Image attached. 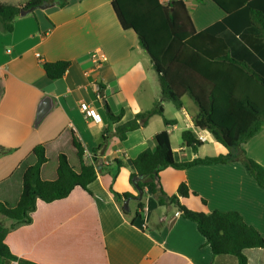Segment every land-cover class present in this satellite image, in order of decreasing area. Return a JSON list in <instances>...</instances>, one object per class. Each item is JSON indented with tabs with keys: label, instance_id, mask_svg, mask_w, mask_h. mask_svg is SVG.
<instances>
[{
	"label": "crops",
	"instance_id": "0c3cea01",
	"mask_svg": "<svg viewBox=\"0 0 264 264\" xmlns=\"http://www.w3.org/2000/svg\"><path fill=\"white\" fill-rule=\"evenodd\" d=\"M25 1L0 0L5 5ZM171 1L160 0L164 4ZM182 1L196 32L226 17L210 0ZM221 36L232 53L245 49L239 34L227 30ZM137 39L132 31L122 30L111 0H69L62 8L50 5L19 15L12 33L0 30V147L9 151L0 155V203L14 206L19 200L22 174L34 163L35 146L43 144L48 159L41 167V179H56L59 154H65L72 169L78 171L72 131L89 158L107 125L105 106L113 115L122 113L121 121L113 125L116 127L149 110L159 99L157 76ZM96 49L108 60L100 68L91 59ZM57 61H68L69 66L61 79L51 81L41 64ZM259 61H264V49L250 59L255 71L264 72ZM47 95L53 107L35 127L36 109ZM182 102V109H176L170 118L165 115L168 102L163 103V115L175 120L174 125L166 126L160 117H152L145 127L127 133L124 141L109 139L100 161L108 166L117 160L122 166L113 181L108 172H100L89 185L92 196L75 189L63 200L36 202L31 223L9 230L5 243L10 252L38 264H237L232 256H212L196 225L172 207L158 206L153 196L144 199L142 216L135 218L136 210L133 216H124L109 192L112 185L118 193L137 195L128 183L130 161L141 151L154 149V136L162 130L168 133L174 162L213 156L203 155L202 147L196 154L182 144L173 147L171 135L178 132L181 140L185 130L194 139L201 134L202 142L216 143L210 133L194 128L192 119L198 108L191 99L183 96ZM85 105L91 108L87 120L80 112ZM241 148L264 166V128ZM225 152L223 148L219 154ZM159 178L168 196L184 183L191 193L187 204L193 211H235L264 238V190L237 162L165 168ZM148 192L146 189L144 195ZM0 225L8 228L12 221L0 216ZM245 255L247 264H264V249H250Z\"/></svg>",
	"mask_w": 264,
	"mask_h": 264
},
{
	"label": "trees",
	"instance_id": "16d2710c",
	"mask_svg": "<svg viewBox=\"0 0 264 264\" xmlns=\"http://www.w3.org/2000/svg\"><path fill=\"white\" fill-rule=\"evenodd\" d=\"M69 0H26L23 5H5L0 2V30L13 31V22L21 10L39 9L50 5L64 7ZM226 17L219 23L196 32L190 13L182 0L162 3L160 0H111L116 19L123 31H132L139 46L150 60L157 76L159 99L147 111H142L125 123L117 124L122 113L113 115L106 110L107 125L92 156L87 158L85 148L71 132V144L76 152L78 171L72 169L65 154L57 156L56 179H41V167L48 162L45 146L39 144L32 150L34 163L28 166L21 178L19 200L14 206L0 203V216L12 221L5 228L0 225V264H37L13 255L5 238L15 225H29L36 202L53 203L63 200L75 189L92 196L89 185L100 172H108L112 180L118 176L121 163L113 160L108 166L100 158L104 155L111 137L124 141L127 133L145 127L152 117H160L166 126L175 120L163 115V103L182 109V97L187 96L198 108L192 119L194 128L208 132L225 153L216 157L194 158L177 163L173 160L169 136L162 130L154 136V149L141 151L130 161L128 183L137 192L148 189L158 206L172 207L179 215L193 223L198 233L209 245L212 256H232L237 264H247L246 251L264 249V238L258 230L248 225L235 211L209 213L195 212L187 199L191 193L180 183L176 193L168 196L160 186L159 173L163 169L183 170L198 165H224L237 162L264 190V166L254 161L241 145L264 128V76L250 65V59L264 49V0H210ZM229 30L239 34L244 50L232 53L228 41L221 36ZM68 61L43 62L41 67L51 81L61 79L68 69ZM101 89L99 88V93ZM1 94V91H0ZM181 144L196 154L202 143L192 137L189 130L180 135ZM0 147V155L7 154ZM113 195L124 216L122 204L132 194L118 193L112 185ZM144 197L136 204L135 218L141 217ZM135 220V219H134ZM131 221V223L134 222Z\"/></svg>",
	"mask_w": 264,
	"mask_h": 264
},
{
	"label": "rangeland",
	"instance_id": "374dc122",
	"mask_svg": "<svg viewBox=\"0 0 264 264\" xmlns=\"http://www.w3.org/2000/svg\"><path fill=\"white\" fill-rule=\"evenodd\" d=\"M12 1H14V0H12ZM259 58H261V57H259ZM259 63L262 65V67H264V61H259ZM260 73L262 74V76H264V72H262L260 70ZM175 111H177L176 108L172 104L168 103L167 111H166L165 115H167V118H170V116H171L170 114L174 113ZM178 135H179L178 132H175L171 135V142H172L173 147H179L181 144V140H180ZM201 147L203 148L202 149L203 155H213V156L219 155V152H221L223 149V147L220 144H216L214 142H212V143L211 142L210 143L209 142H202ZM72 164H75V162L73 163V161H72ZM149 196H150L149 192L146 195H144V193H143L142 199H143V197L145 199ZM135 204H137L135 201L129 202V204H127V207L129 209L128 215L133 216V214L136 210Z\"/></svg>",
	"mask_w": 264,
	"mask_h": 264
},
{
	"label": "water",
	"instance_id": "95a60500",
	"mask_svg": "<svg viewBox=\"0 0 264 264\" xmlns=\"http://www.w3.org/2000/svg\"><path fill=\"white\" fill-rule=\"evenodd\" d=\"M43 8H45V7H41L40 9H43ZM33 11H34V9L21 10L19 15L23 16L26 13H31ZM52 107H53L52 98L48 95L43 97L38 108L36 109V116H35V121H34L35 127L38 126V124L41 122V120L44 118V116L48 113L49 109H51ZM142 196H143V191L141 189H137V195L126 199L124 201V203L122 204L123 211H125L127 213L129 211L127 204H129V202L131 200L140 201L142 199Z\"/></svg>",
	"mask_w": 264,
	"mask_h": 264
},
{
	"label": "built area",
	"instance_id": "2783aa9c",
	"mask_svg": "<svg viewBox=\"0 0 264 264\" xmlns=\"http://www.w3.org/2000/svg\"><path fill=\"white\" fill-rule=\"evenodd\" d=\"M36 57L39 58V54H36ZM91 59H92V63L95 67L100 68L103 64H105L108 60H107V56L105 54H103L101 51H99L98 49L92 51L91 53ZM90 107L85 105L80 109V112L83 116V118L85 120L89 119L91 117V111H90ZM196 139L200 142L204 141V138L200 135L196 136ZM179 212H177L178 214Z\"/></svg>",
	"mask_w": 264,
	"mask_h": 264
}]
</instances>
